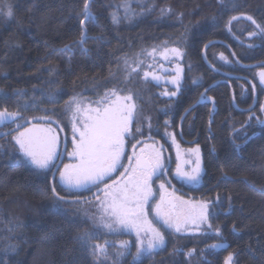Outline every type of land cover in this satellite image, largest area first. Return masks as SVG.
<instances>
[{
	"label": "trees",
	"instance_id": "16d2710c",
	"mask_svg": "<svg viewBox=\"0 0 264 264\" xmlns=\"http://www.w3.org/2000/svg\"><path fill=\"white\" fill-rule=\"evenodd\" d=\"M124 2L93 0L97 19L85 25L88 52L75 46L69 53L61 49L80 36L82 17L77 13L83 0H0V5L11 4L13 10L12 18L0 15V95L6 94L0 108L15 109V90H23L19 102L27 100L31 105L34 96L36 105L22 110L25 118L43 115L47 109L56 113L53 119L68 131L64 113L70 97L97 98L112 87L131 89L143 122L137 139L162 134L167 119L184 145H199L202 184L187 191L195 200L212 202L210 222L222 234H204L209 231L206 225L201 232L167 231L166 247L135 264H225L230 253L234 264H264V126L255 117L248 119L250 109L262 118L264 93L256 72L264 65V40L249 39L247 34L254 28L250 21H233L232 31L226 27L230 16L240 13L264 24V0H233L235 9L225 6L228 0L224 4L218 0H145L146 5L154 3L151 12L129 21L123 19L121 8L117 12L121 22L112 23L110 12ZM131 2L135 11H142L137 0ZM162 8L172 11L162 16ZM163 42L184 51V81L176 99L159 97V88L141 80L139 73L125 80L123 61L132 62ZM249 42L254 46L249 48ZM50 93H58L57 104L48 101ZM146 117L157 123L156 130L149 132ZM14 128L15 124L5 126L0 133ZM13 144L11 135L0 134V260L6 259L7 264H93L91 253L76 239L78 233L92 230L83 213L89 203L65 205L68 214H57L51 193L42 194L50 174L23 163ZM161 180L166 178L155 182ZM57 191L67 195L58 184ZM98 233L104 241L105 234ZM214 243L225 247L213 250L209 245ZM192 249L195 252L188 256Z\"/></svg>",
	"mask_w": 264,
	"mask_h": 264
},
{
	"label": "snow or ice",
	"instance_id": "6c2138e0",
	"mask_svg": "<svg viewBox=\"0 0 264 264\" xmlns=\"http://www.w3.org/2000/svg\"><path fill=\"white\" fill-rule=\"evenodd\" d=\"M92 2L93 0H83L82 10L77 13L82 17L80 36L77 40L65 44L61 51L70 53L73 47L80 46L84 53L88 52V49L84 47L87 40L85 25L86 22L97 19L91 8ZM218 2L224 4L225 0H218ZM137 3L142 9L139 13L132 8L131 0H125L116 11L110 12L112 23L121 22V17L117 14L121 8L124 12L123 19L131 21L137 15L151 12L155 7L154 3L146 5L145 0H137ZM229 5L233 9L237 7L233 0H228L225 6ZM171 11L170 8L160 9L162 16ZM0 15L12 18V5H0ZM178 15L182 16V13ZM241 19L250 21L254 26L253 30L247 34L249 39L259 37L264 40V24L259 23L247 13L230 16L226 27L232 31L233 21ZM253 46V43H248L249 48ZM144 54L153 60L159 55L164 61L175 65L173 69L175 75L168 78L151 71L153 64L148 63L149 70L143 71L142 77L145 81L151 77L157 83L165 79L167 83L174 86V90L165 89L162 95L175 97L181 90L183 68L179 61L183 59L184 51L178 46L170 47L167 42H163L161 48L153 47L151 50H144ZM220 58L227 61L223 54ZM68 59L70 61L71 56ZM123 63L127 81L132 73L138 74L141 71V65L145 64V60L137 56L134 61L129 62L126 58ZM257 75L260 84L264 85V65H261ZM192 83L195 84L196 80ZM255 88L256 85H253V92ZM15 92L17 95L15 109L0 108V128L12 124H15V128L0 134L5 137L11 135V140L14 141L13 147L18 149L23 157V163L50 174L51 181L48 188L42 190V194L47 197L49 192L51 193L54 200L53 210L57 214L67 215L65 205L82 203L81 193L92 192V198L88 202L94 200L98 209V215L88 217L93 228L105 230L108 235L125 232L135 236L134 242L119 240L110 243L105 239L103 243H99L94 242L98 239L96 231L86 229L78 233L76 239L91 253L93 264H109V262L121 264L122 259L131 253L133 246L135 247V252L132 253L134 264L142 255H151L157 250L164 249L166 236L162 228L174 233H187L193 229L197 232L204 231L203 226L206 225L209 231H204V234L214 233L218 237L222 235L220 229L213 228L210 222L211 201L185 200L175 194L174 187L171 191L169 190L170 181L166 184L163 180L158 185L159 198L156 199L154 178L160 179L168 172L163 155L164 150L163 146L157 147L154 142L143 143L137 151V144L141 143L137 135L143 131V122L138 119L139 105L136 93L131 89L125 91L122 88L112 87L102 94L98 93L96 99H89L80 94L65 101L67 107L64 114L69 118L73 136L71 151L67 152L70 162L63 164L62 167L56 163L62 156L59 153L60 139L57 129L52 127L53 124H58V121L53 119L56 113L44 109L43 115L25 118L22 110L27 111L30 107H36L35 97H32L33 104L30 105L27 100L21 104L19 101L25 93L23 90H15ZM0 93H3L2 89ZM57 95L58 93H50L48 101L54 105L57 104L59 102ZM5 98L6 94L0 95V101ZM201 98H204L203 94ZM260 111L264 113V104L260 106ZM249 112V121L255 117L257 123L264 125V118L257 117L252 109ZM147 119L150 120V118ZM164 123L167 126L170 122L166 119ZM147 126L151 132V123ZM21 128L23 130H20ZM166 135L171 137L172 143L177 148L176 178L187 184H200L203 171L200 148L197 146L188 149V156L185 157L180 151V145L176 142L175 134L166 132ZM130 138L136 142L131 144L132 152L127 156V165H125L123 160ZM244 138L247 139L246 131ZM2 147L3 145H0V148ZM236 147L239 148V145ZM185 165L189 167L186 168ZM120 169L123 170L119 171ZM57 183L63 186L68 195H62L57 191ZM70 196L75 198L69 199ZM217 201H219V195H217ZM209 247L216 250L223 249L225 245L214 243ZM10 248L14 250V246ZM179 251L180 249L174 250V252ZM194 252L195 249L189 250L187 255L191 256ZM0 264H7V260H0ZM225 264H234L232 253L226 257Z\"/></svg>",
	"mask_w": 264,
	"mask_h": 264
},
{
	"label": "rangeland",
	"instance_id": "374dc122",
	"mask_svg": "<svg viewBox=\"0 0 264 264\" xmlns=\"http://www.w3.org/2000/svg\"><path fill=\"white\" fill-rule=\"evenodd\" d=\"M162 46H157V48H161ZM171 47V46H170ZM140 58L141 59H144L145 60V64L141 65V71L139 72V74L141 75V80L145 81L142 77H143V71H148L149 69L147 68V64L148 63H152L153 64V68L151 69V71H155L158 75H161L163 77H168L170 78L172 75H175V72L173 71L175 65L174 64H170L166 61H164L159 55L156 56V58L153 60V58L151 57H147L144 52L140 55ZM181 67L183 68V73H182V83L184 81V62H183V59L181 61H179ZM161 65H163V67H161ZM261 69H258V71L256 72V80L257 82H259V78H258V75L257 73L260 71ZM149 83H151L152 85H155L159 88V91H158V95L159 97L163 98V99H176L178 96V93L175 97H169V96H164L162 95L163 91L165 89L171 91V90H174V86L170 83H167L165 79H161L158 83L156 81H153L151 79V77L148 78L147 80ZM260 84V82H259ZM181 88H182V84H181ZM260 88H261V91L264 93V85H261L260 84ZM181 91V90H180ZM256 93V91H255ZM80 95V94H79ZM257 95V93H256ZM87 98L89 99H96V98H90L87 96ZM261 104H264V95L262 97V100H261ZM67 105H65V109H66ZM137 112H138V109H137ZM261 112V111H260ZM262 115V118H264V113H261ZM68 118V117H67ZM149 117H146V123L148 125V123H151L152 125V128L153 130H156V124L155 125L153 124V122L149 119H147ZM139 119V117H138ZM151 119V118H150ZM66 123L68 124V131H64L63 129V124H61L59 121H58V124H53L52 127L56 128L57 129V135L60 139V146H59V153L62 154L61 156V159H58L56 161V163L62 167L63 164L65 163H69L70 160H69V157L67 156V152L68 151H71V146H72V128H71V123L69 121V118L67 119ZM162 124L163 125V132H162V137L161 139H158V143L157 142V138L153 135H149L147 138H145L143 140V138H139V140L142 141V143H156V146L157 147H160V145L163 146V155L165 157V161H166V165H167V169H168V172H167V175L164 176V178H166V184H168V182L170 181V184H174L177 189L179 191H183L181 194L178 193V192H175L176 195L178 196H181L183 199L185 200H190V201H193V202H196V201H205V200H200V199H197L195 200L194 197H188L190 196V194H188L189 192L187 191V189H192V188H198L201 186L202 184V178H203V171H204V163H203V155H202V152H201V149H200V156H201V166H202V177H201V183L200 184H187V183H184L182 182L181 180H179L178 178H176L175 176V167H176V163H177V148L176 146L172 143L171 141V137L166 135V132L168 133H174L175 134V131L170 129L169 125H165V123L163 122ZM264 126V125H262ZM60 129H63L62 131ZM23 130V129H21ZM151 137V138H150ZM175 138H176V142L180 145V151L185 155V157L188 156V153H187V150L190 149V148H195V147H199V145H184L176 136L175 134ZM136 141L135 140H132L131 138L129 139V143L126 145V151H125V158L123 160V163L125 165H127V156L128 155H131V152H132V148H131V144L132 143H135ZM140 147H142V145L140 144V146H137L138 149H140ZM200 148V147H199ZM20 154V153H19ZM21 156V155H20ZM21 158L23 159V157L21 156ZM193 160H194V157H193ZM186 168H188L189 166L188 165H185ZM34 168V167H33ZM123 169H120L119 171H122ZM41 171V170H40ZM43 172V171H42ZM118 175V173H117ZM157 180L156 178H154V181ZM156 182H154V190L156 191L157 195H156V199L159 198V191H158V185L159 183L155 184ZM61 190L65 192L64 188L62 185H60L59 183H57ZM168 187H169V184H168ZM169 190H170V187H169ZM68 195V193H66ZM188 196H187V195ZM92 195L93 193L92 192H82L81 193V196H80V199L81 200H84L86 202H88L89 200H91L92 198ZM85 198V199H84ZM89 198V199H88ZM89 203V207L88 208H85L83 209V213L87 214L85 215L88 219L89 216H96L98 215V209L96 207V202L94 200H92V202H88ZM210 209V208H209ZM89 220V219H88ZM90 221V220H89ZM90 223L92 224V222L90 221ZM204 227V226H203ZM163 231H165V234L167 233V231H170L172 232L171 230H165L162 228ZM90 231H96L97 232V237L98 239L94 242H99V243H103V240L101 241V235L98 233V232H102L103 235L105 236V239H107L110 243H113V242H118L119 240H129L131 242H134L135 241V236L134 234H128V233H125V232H121L119 234H111V235H108L106 233L105 230H102V229H94L93 228V224H92V230ZM195 229H193L192 231L190 232H187V233H192L194 232ZM104 239V240H105ZM109 251L111 252L112 249L110 248ZM135 252V247L133 246L132 247V250H131V253L130 254H127L121 261V264H125L127 262H131V263H134L133 262V258H132V253ZM144 256H147V255H142V257ZM140 258V259H141ZM139 259V260H140ZM138 260V261H139Z\"/></svg>",
	"mask_w": 264,
	"mask_h": 264
},
{
	"label": "flooded vegetation",
	"instance_id": "af4514ba",
	"mask_svg": "<svg viewBox=\"0 0 264 264\" xmlns=\"http://www.w3.org/2000/svg\"><path fill=\"white\" fill-rule=\"evenodd\" d=\"M246 111V110H245ZM157 139V142H158V139H161V137H162V135L161 134H157L156 136H155ZM144 140V139H143ZM141 141V140H140ZM159 143V142H158ZM141 145L143 144L142 143V141H141V143H140ZM140 144H137V146H140ZM160 144V143H159ZM160 146H162V145H160ZM137 151H139V149L137 148ZM169 187H170V191H171V189L174 187L175 188V190H176V192H178V193H182L183 191H179L178 189H177V187L174 185V184H169ZM187 195V194H186ZM188 196V195H187ZM189 197V196H188ZM85 199V198H84ZM89 199V198H88Z\"/></svg>",
	"mask_w": 264,
	"mask_h": 264
}]
</instances>
